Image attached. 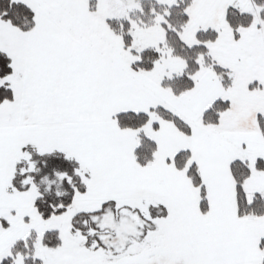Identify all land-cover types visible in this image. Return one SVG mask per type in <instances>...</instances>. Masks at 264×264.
Masks as SVG:
<instances>
[{
  "label": "snow or ice",
  "instance_id": "obj_1",
  "mask_svg": "<svg viewBox=\"0 0 264 264\" xmlns=\"http://www.w3.org/2000/svg\"><path fill=\"white\" fill-rule=\"evenodd\" d=\"M0 264H264V0H0Z\"/></svg>",
  "mask_w": 264,
  "mask_h": 264
}]
</instances>
